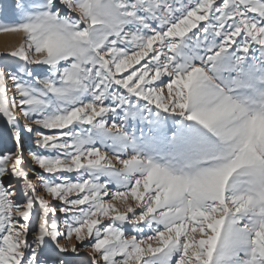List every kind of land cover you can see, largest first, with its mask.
I'll use <instances>...</instances> for the list:
<instances>
[{"label": "snow or ice", "instance_id": "snow-or-ice-1", "mask_svg": "<svg viewBox=\"0 0 264 264\" xmlns=\"http://www.w3.org/2000/svg\"><path fill=\"white\" fill-rule=\"evenodd\" d=\"M0 34V264H264V0H0Z\"/></svg>", "mask_w": 264, "mask_h": 264}, {"label": "bare ground", "instance_id": "bare-ground-1", "mask_svg": "<svg viewBox=\"0 0 264 264\" xmlns=\"http://www.w3.org/2000/svg\"><path fill=\"white\" fill-rule=\"evenodd\" d=\"M19 41V37L13 36V35H6L1 34L0 35V52L5 51V46H15L17 45Z\"/></svg>", "mask_w": 264, "mask_h": 264}, {"label": "rangeland", "instance_id": "rangeland-1", "mask_svg": "<svg viewBox=\"0 0 264 264\" xmlns=\"http://www.w3.org/2000/svg\"><path fill=\"white\" fill-rule=\"evenodd\" d=\"M1 35V34H0ZM20 43V38H19V41H18V43H17V45ZM4 52V51H3ZM81 255H84L83 253L81 254Z\"/></svg>", "mask_w": 264, "mask_h": 264}]
</instances>
